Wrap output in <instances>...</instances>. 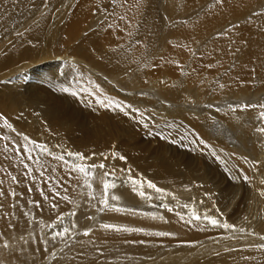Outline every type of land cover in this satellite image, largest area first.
<instances>
[{"label": "bare ground", "instance_id": "1", "mask_svg": "<svg viewBox=\"0 0 264 264\" xmlns=\"http://www.w3.org/2000/svg\"><path fill=\"white\" fill-rule=\"evenodd\" d=\"M259 105L264 0H0V264H264Z\"/></svg>", "mask_w": 264, "mask_h": 264}, {"label": "snow or ice", "instance_id": "2", "mask_svg": "<svg viewBox=\"0 0 264 264\" xmlns=\"http://www.w3.org/2000/svg\"><path fill=\"white\" fill-rule=\"evenodd\" d=\"M16 2L18 3L19 0H16ZM218 2H222V0H218ZM221 87H223V85H221ZM64 91L67 92L68 89H64ZM70 94L72 96H76L77 95L76 92H71ZM100 104H101L102 107L105 106L103 101H100ZM108 104H109V106H112L114 108H117L121 112H125L124 107H122V106H120L118 104L113 105L112 104V101H109ZM249 107H256V106H251V105H244L243 106L244 109H247ZM259 107L264 108V105H259ZM132 111L133 112H136L138 110L133 108ZM125 115H128V113L125 112ZM141 115H143V114L141 113ZM261 116H264V113H261ZM0 120L3 121V125L2 126L4 128H7V129H9V130H11L13 132L16 131V129L13 128V126L2 115H0ZM259 131L262 132V133H264V128H260ZM0 139H7V137L6 136L5 137H0ZM23 139L25 141H28L29 143L34 144L35 147L38 148L41 152L47 153L49 156H53L54 159H56L58 161H61V162H64L65 164L68 163V161L65 160L64 155H53V153L47 148L46 145L38 144L35 141H31L28 136H24ZM66 155L68 157L74 158L76 161H84V160L89 159V157H85L82 153L67 152ZM93 155H95V154H93ZM112 155H113V158L118 157L120 160H125L126 161V157L120 156L118 153H113ZM29 159H31V156H29ZM104 159H107V156L106 155L104 156ZM25 167L27 168V165H25ZM97 168H99L101 170V175L99 177V182L103 184V191L105 193V196H104V198L102 200V203L104 204V207L107 209L109 207V205H108V199H107V195L106 194H107V192H108V190L110 188H115L116 187V184L114 183V181H111V180L107 179L108 177H110V176L113 175V172L105 170L106 169V165L104 163H102V162L99 163V164L93 163V164H90V165H81V164H78V163H74L71 166V170L72 171H76V172L82 174L86 178V184H87V187H89V188L92 187V184L90 182H88V180L89 179H95L96 178L95 169H97ZM29 171H31V170L29 169ZM120 171L123 172L125 170L124 169H121ZM128 175H129V183L133 186L132 187V190L137 195H139L142 199H150L151 197L146 196L145 192L142 190V188L144 187V183L141 182L139 179L132 178L131 177V170L130 169L128 170ZM12 179L15 181L16 177L13 176ZM244 179L246 181H248V182H251V178L250 177L245 176ZM0 183H2V182H0ZM261 184H264V179L261 180ZM147 187L150 188V189H153L157 193H161L162 195H173L171 193H165L163 189L158 188L151 181H148L147 182ZM3 195H4L3 191H0V197H2ZM13 195H15V193H13ZM41 195H44V193L41 192ZM259 195L261 197H264V188H262V189L259 190ZM173 198L175 199V196H173ZM45 199H48V197L45 196ZM64 199H66V197ZM112 199L113 200H118L119 197L116 196V195H113L112 196ZM202 202L203 201H201V203ZM52 207L55 208V207H57V205H53ZM164 207H167V205H164ZM185 207H188V205H185ZM110 210H115V211H129V212H133V213L135 212L134 209H119V208H115V209H110ZM168 210L169 211H172L171 208H169ZM69 215L70 216H74L75 215V212H72ZM88 219H93V217H88ZM160 219H163V217H160ZM202 219L204 221H206L208 224H210L211 226H213V227H222V228H224L226 230L227 229H230L233 232H235V231L244 232L245 231L244 228L237 229L236 226H234L232 224L221 223L216 218L209 217L207 214H204L203 216H201L195 210H192L190 212V214L188 215L187 220H185V216L180 215V220L181 221H184L186 224H189V225H191L193 223V221L199 222ZM245 219H247V217H245ZM10 226H12V225L10 224ZM73 227H75V225ZM101 227L104 230H112V231H116V232H120V231H125V232L126 231H142L141 229L120 228V227H117V226L111 225V224H103V225H101ZM68 232H69V230L67 228H65L63 230V232H56L55 235H54V237H53V239H55L56 237H63ZM83 235L89 236L90 235V232L88 230H85L84 233H83ZM157 235H160V236H170V235H172V233L162 232V233H157ZM260 239L261 240H264V236H261ZM3 247L4 248H7L8 247V244L7 243L3 244ZM262 247H264V246H262Z\"/></svg>", "mask_w": 264, "mask_h": 264}, {"label": "rangeland", "instance_id": "3", "mask_svg": "<svg viewBox=\"0 0 264 264\" xmlns=\"http://www.w3.org/2000/svg\"><path fill=\"white\" fill-rule=\"evenodd\" d=\"M65 228H67V229L70 231V230H71V229H70V228H71V225H68V227L65 226V227H63L62 229H60V231H59V230H58V231H59V232H63V230H64Z\"/></svg>", "mask_w": 264, "mask_h": 264}]
</instances>
